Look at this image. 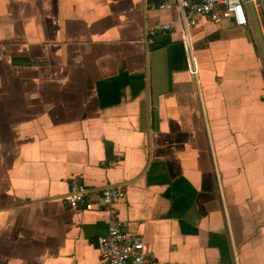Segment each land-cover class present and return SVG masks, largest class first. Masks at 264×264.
<instances>
[{"label": "crops", "instance_id": "crops-1", "mask_svg": "<svg viewBox=\"0 0 264 264\" xmlns=\"http://www.w3.org/2000/svg\"><path fill=\"white\" fill-rule=\"evenodd\" d=\"M158 2L0 0V264H101L112 218L149 261L264 264L253 27L198 18L195 80L176 23L145 35L173 20ZM73 183L125 195L70 208Z\"/></svg>", "mask_w": 264, "mask_h": 264}, {"label": "built area", "instance_id": "built-area-1", "mask_svg": "<svg viewBox=\"0 0 264 264\" xmlns=\"http://www.w3.org/2000/svg\"><path fill=\"white\" fill-rule=\"evenodd\" d=\"M255 6L256 0H252ZM151 10L167 11L173 14L172 22H160L145 28L149 38L167 33L172 24L179 27L180 43L183 49L186 72L193 79L199 75V64L194 54L191 41V29L198 18H206L213 24L230 21L236 27L250 24L245 0H159L156 5H149ZM114 160L107 162L113 166ZM123 186H110L98 192H92L82 184L69 186L65 203L70 208L82 207L92 210L100 206L110 207L116 200L123 198ZM101 264H162L145 259L141 240L120 230L112 218L106 234L99 240Z\"/></svg>", "mask_w": 264, "mask_h": 264}, {"label": "water", "instance_id": "water-1", "mask_svg": "<svg viewBox=\"0 0 264 264\" xmlns=\"http://www.w3.org/2000/svg\"><path fill=\"white\" fill-rule=\"evenodd\" d=\"M246 8L249 14L250 23L253 27L259 53L261 55L262 62H264V36H262L256 9L252 0H245Z\"/></svg>", "mask_w": 264, "mask_h": 264}]
</instances>
